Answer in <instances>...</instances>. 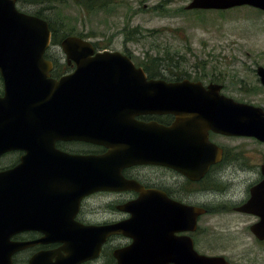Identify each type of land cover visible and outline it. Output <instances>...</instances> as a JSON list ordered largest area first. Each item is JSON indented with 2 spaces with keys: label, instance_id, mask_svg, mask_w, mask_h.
<instances>
[{
  "label": "flooded vegetation",
  "instance_id": "1",
  "mask_svg": "<svg viewBox=\"0 0 264 264\" xmlns=\"http://www.w3.org/2000/svg\"><path fill=\"white\" fill-rule=\"evenodd\" d=\"M241 54L243 68L233 70L230 77L215 66L210 73L183 78L193 83L174 84L182 79L176 78L174 69L161 66L158 53H104L111 57L99 63L106 64L103 68L110 74L104 83L82 84L75 75L74 80L66 79L72 83L63 86L58 100L50 99L52 93L38 102L45 110L41 118H27L28 147L0 154V172L17 166L23 155L30 154L27 180L18 175L21 180L10 176L1 183L30 184V214L70 217L81 225L138 217L154 221L153 234L150 230L140 232L134 225L109 235L98 257L92 255L93 246L96 249L93 236L92 250L80 252L77 264H116L115 250L123 251L126 264H187L192 248L200 254L223 256L229 264L259 263L264 260V239L257 238L251 228L261 216L242 207L253 197L264 199V189L258 187L264 180V147L254 149L253 154L244 146L264 144V140L225 134L216 128L220 118L230 114L234 122L240 117L237 102L264 111V85L257 73L259 66L264 67V53ZM229 57L235 65L237 56ZM44 58L52 64L50 78L59 80L77 72V63L64 52H46ZM161 79L171 84L145 83ZM2 86L0 76V96ZM164 102H169L168 110L157 107ZM44 119L52 125L43 126L38 136L40 124L33 122ZM97 178L105 179L106 188L89 190ZM94 200H102L99 205L106 216L100 220L87 217ZM224 216H233L239 223L225 225L223 219L214 225L208 222V218ZM76 223L70 228L77 229ZM240 232L248 234L257 246L238 242ZM43 234L26 229L13 238L32 241ZM231 245L235 246L234 254L228 252ZM65 248L63 242L30 244L12 254L11 264H64L71 256ZM149 248L154 253L145 252ZM247 250L250 255H246Z\"/></svg>",
  "mask_w": 264,
  "mask_h": 264
},
{
  "label": "water",
  "instance_id": "2",
  "mask_svg": "<svg viewBox=\"0 0 264 264\" xmlns=\"http://www.w3.org/2000/svg\"><path fill=\"white\" fill-rule=\"evenodd\" d=\"M239 6H249L264 12V0H190L185 8L225 10ZM50 36V28L44 18L21 11L16 7V0H0V75L3 81V94L0 96V154L11 149L24 150L28 147L30 140L27 130L28 116L33 115L41 118L42 110L45 107L38 102L43 101L46 95L52 93L54 94L50 99L58 100L59 92L65 86L64 84L72 83L69 80L64 81L65 79H73L76 75L81 78L82 84H102L110 76L108 70L103 68L107 65L103 64L101 67L99 63H106L110 60L111 57L105 56L104 53L118 51L104 50L95 57H84L79 54L93 53V44L81 37L67 35L61 40L60 46L68 58L77 63V72L60 80L49 78L48 70L51 64L44 59L43 54L50 45ZM121 60L126 62L127 58L123 57ZM257 73L264 85V67L259 66ZM145 83L151 85L171 84L163 80H149ZM176 83L192 82L182 80ZM168 103L156 104L161 110H168ZM236 108L240 112V117L236 115L233 122L229 117L230 114L228 117L224 116L225 119L220 118L216 128L225 134L253 136L264 140V111L260 107L247 104H240V106L236 104ZM49 121L44 119L33 122L40 124L36 128L38 136H40L43 126L52 125ZM56 127L57 125H55V129H57ZM97 136L101 137L99 134ZM29 156L30 154L23 155L17 166L0 172V264H11L12 254L30 244L49 242H63L66 245L65 250L71 254L64 264H77L81 260L78 257L80 252L86 253L87 250H92L93 236L96 237V249L93 246L92 255L98 256L106 238L114 233L122 232L127 222L132 224L136 222L140 232L150 230L153 234L154 221L142 217L131 218L125 223L80 225L70 217L30 214L28 206L30 201L27 200L32 189L30 184L26 182L16 185H9V182L1 183L2 180H10V176H13V179H20L18 175H22V181H24ZM262 172L264 174V166ZM104 184L105 179L97 178L96 184L89 190L104 189L106 188ZM258 187L264 189V180ZM257 206L261 209H258ZM242 208L245 211L256 212L261 216L260 222L252 226L251 230L257 238L264 239L263 197L262 199L251 198ZM73 223L78 225L77 229L70 228ZM192 224H195V217L192 218ZM26 229H38L44 232V235L33 241L12 239L14 234ZM145 252L154 253V249L149 248ZM188 253L187 264H229L223 256L200 254L194 248H192V252ZM113 254L116 264H126L121 251L115 250ZM86 258H89V255Z\"/></svg>",
  "mask_w": 264,
  "mask_h": 264
},
{
  "label": "rangeland",
  "instance_id": "3",
  "mask_svg": "<svg viewBox=\"0 0 264 264\" xmlns=\"http://www.w3.org/2000/svg\"><path fill=\"white\" fill-rule=\"evenodd\" d=\"M39 5L31 3H16L17 7L25 12L32 13L35 9L55 4L54 0H39ZM107 5L91 13L82 12L76 5H66L62 11L78 18L77 29L89 33L86 39L98 40L106 49L118 51H136L158 53L161 66L172 68L175 71L186 69L195 73H210L211 64L217 60L221 69L227 75L235 74L233 70H241V53H264V15L256 14L255 8L239 6L225 9L226 14H217L216 9H202L201 15L194 10L186 9L190 0H104ZM85 3H88L86 0ZM56 7V6H55ZM52 12V11H50ZM57 24V23H56ZM131 32V38L125 39V34ZM63 38V37H62ZM237 41L232 42V41ZM48 52L61 53L59 44L52 45ZM237 56L234 65L231 57ZM60 56V55H59ZM224 56L228 57L226 60ZM215 58V59H214ZM204 61L205 70L193 67L195 63ZM228 62V63H227ZM165 76L169 77V74ZM264 144L249 143L245 149L256 154L254 149H261ZM228 192V190H227ZM224 198L227 197V193ZM102 200L90 202L91 213L89 219H102L106 215L104 207L99 205ZM98 207L97 209H93ZM96 211V212H95ZM224 221L225 225H237L239 220L233 216L222 218H208L212 225L217 220ZM118 234V233H114ZM238 242H249L253 247L248 234L240 232ZM235 253V246L231 245L228 251ZM250 255V251H245ZM115 258V257H114ZM116 260V259H115ZM99 264V262L97 263ZM257 264H264V260Z\"/></svg>",
  "mask_w": 264,
  "mask_h": 264
},
{
  "label": "trees",
  "instance_id": "4",
  "mask_svg": "<svg viewBox=\"0 0 264 264\" xmlns=\"http://www.w3.org/2000/svg\"><path fill=\"white\" fill-rule=\"evenodd\" d=\"M86 0H54L55 4H52L49 6L50 11H45L44 7L35 9L32 14L38 15L44 19H46V21L49 24V28L51 30V45H57L59 44L60 40L62 39V37L66 36V35H77L83 38H86L87 34L89 33H85L82 30H78L77 28V22H78V18L77 17H73L72 15L65 13L64 11H62V7L66 6V5H76L80 11L82 12H88L91 13L97 9H103L105 8V6L107 5V3L104 0H87L88 3H85ZM16 2H20V3H31L34 5H39L40 6V1L39 0H16ZM56 6V7H55ZM255 13L259 14V15H264V13L260 10L255 9ZM194 12L196 13V15H201L203 14L205 11L203 10H194ZM219 13L217 14H226L224 10L218 11ZM57 23V24H56ZM132 33L131 32H127L125 34V39H129L131 38ZM232 42H236L239 43L237 41H232ZM93 45L95 48L97 49H103L106 48V46H103L99 43L98 40L93 41ZM161 60H166V58L161 57ZM206 59H204L203 61H200L198 63H195L193 65V67H197V68H201L204 69L206 68V65L204 63ZM214 67L215 66H220L216 61H214L213 64L210 65V67ZM175 71V69H174ZM197 72V70L191 72V71H187L186 69H181L178 71H175L176 74V78L177 79H181L184 77H188V75L190 74H199V73H195Z\"/></svg>",
  "mask_w": 264,
  "mask_h": 264
},
{
  "label": "bare ground",
  "instance_id": "5",
  "mask_svg": "<svg viewBox=\"0 0 264 264\" xmlns=\"http://www.w3.org/2000/svg\"><path fill=\"white\" fill-rule=\"evenodd\" d=\"M237 104L240 106V104H247V105H252V104H250V103H247V102H237ZM253 106V105H252ZM146 247V246H145ZM144 247V248H145ZM146 248H148V247H146Z\"/></svg>",
  "mask_w": 264,
  "mask_h": 264
}]
</instances>
